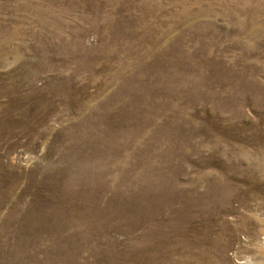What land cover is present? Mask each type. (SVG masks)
<instances>
[{
    "label": "rangeland",
    "instance_id": "374dc122",
    "mask_svg": "<svg viewBox=\"0 0 264 264\" xmlns=\"http://www.w3.org/2000/svg\"><path fill=\"white\" fill-rule=\"evenodd\" d=\"M0 264H264V0H0Z\"/></svg>",
    "mask_w": 264,
    "mask_h": 264
}]
</instances>
